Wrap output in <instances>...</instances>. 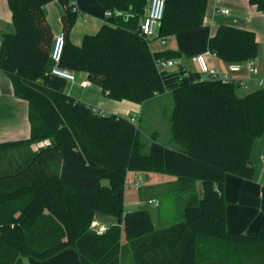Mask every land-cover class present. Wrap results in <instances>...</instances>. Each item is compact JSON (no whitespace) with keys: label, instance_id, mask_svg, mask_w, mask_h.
Returning a JSON list of instances; mask_svg holds the SVG:
<instances>
[{"label":"trees","instance_id":"16d2710c","mask_svg":"<svg viewBox=\"0 0 264 264\" xmlns=\"http://www.w3.org/2000/svg\"><path fill=\"white\" fill-rule=\"evenodd\" d=\"M49 1L7 0L12 29L0 33V69L14 94L27 100L30 122L27 138L0 142V264L45 259L66 247L77 251L80 264H122L126 248L133 264H239L247 252L250 264H264V229L227 230L223 196L227 173L253 176L249 156L264 134V83L240 93L233 80L203 78L197 69L185 75L183 67L158 68L157 57L181 53L156 50L140 33L148 0H97L104 22L75 44L69 33L80 11L75 0H57L65 32L59 67L85 72L114 100L141 104L171 93L175 146L152 132L145 152L130 116L95 112L65 92V78L48 72L54 65ZM248 1L264 12V0ZM207 2L166 0L158 36L166 41L200 27ZM207 46L226 65L258 54L253 30L227 24ZM128 171L173 176L168 191L181 199L180 219L157 228L147 209L125 211ZM97 217L102 230L91 228Z\"/></svg>","mask_w":264,"mask_h":264},{"label":"crops","instance_id":"0c3cea01","mask_svg":"<svg viewBox=\"0 0 264 264\" xmlns=\"http://www.w3.org/2000/svg\"><path fill=\"white\" fill-rule=\"evenodd\" d=\"M75 5L80 11V15L69 33V38L73 43L79 44L85 33H93L100 27L104 22V13L102 8L100 23L95 30H91L95 27L89 25L90 21L88 22V14L84 12L87 9L80 6L76 0ZM222 8H227L229 11L224 13L221 11ZM44 10L48 23L55 36L61 31L62 27L60 19L62 7L57 0H51L45 4ZM145 12L147 13V7ZM220 24L247 28L255 32L258 42V54L253 60L255 70L251 73L248 72L246 70V61L226 65L214 59L213 62H209L210 65L215 66L220 71L233 77H247L250 87L256 86L257 79H264V12L259 11L257 7L249 3L248 0H208L202 25L198 28L181 32L186 33L185 35L188 37L185 45L175 48L171 47V49L181 53L178 58L185 67H187L191 56L203 54L207 51L208 38L215 32ZM11 29L12 14L8 2L7 0H0V33ZM77 34H79V36ZM166 44L167 40L164 45ZM152 48L156 50L164 49L160 44L156 46L152 45ZM189 63L190 66L193 67L190 69L194 70L197 68L194 63L190 61ZM75 78L76 80L74 82L67 80L65 92L91 105L95 112L99 114H127V116L131 114L133 116L134 114L130 113V111L137 110L138 115L136 118L140 120V114L144 108V103L147 101L140 104L127 100H114L108 97L103 100L100 97L105 94L101 92L98 85L87 79L85 72H76ZM83 83L85 85H83ZM238 91L244 92L245 90L238 88ZM152 99H150V101ZM29 135L30 122L28 119V102L14 94L11 80L7 74L0 69V142L23 139L27 138ZM168 146L173 147L175 144ZM249 158L255 166L253 176L251 178H244L233 173H227L223 191L225 199L226 229L231 232L245 235H253L258 229H264V134L254 141ZM156 174L160 173L127 172V176L130 175L129 178L132 180L137 176L142 180L139 187H135L137 189V199L131 202L128 200V209L124 207L125 211L136 209L148 210L145 204L141 205V202H147V200L151 198L159 199L161 206L159 204V206L155 207L162 209V198L149 196V188L164 184V181H170L174 179V177L167 174H163V176H157ZM142 182H144L143 185ZM197 186L201 187V184L197 183ZM158 214H160L159 211ZM98 222L101 223V218ZM156 227L161 228L162 226ZM128 252L129 256L122 264H133L130 250ZM17 264H80V261L77 251L73 247H66L45 259L23 256Z\"/></svg>","mask_w":264,"mask_h":264},{"label":"rangeland","instance_id":"374dc122","mask_svg":"<svg viewBox=\"0 0 264 264\" xmlns=\"http://www.w3.org/2000/svg\"><path fill=\"white\" fill-rule=\"evenodd\" d=\"M80 6L86 8L84 12L88 14V22L90 21V26L95 27L92 28L91 30H95L97 25L100 23L101 15H102V7L100 3L97 0H76ZM75 8L77 6L75 5ZM111 14V13H110ZM64 32V31H63ZM65 33V32H64ZM186 33H176L172 35L170 38L166 39L167 44L163 45L161 44V41L159 39H152L149 40L151 46L152 45H158L160 44L163 48L167 47H178V46H184L185 42L187 41L188 37L185 35ZM79 36V34H77ZM54 39V37H53ZM53 43V42H52ZM51 49H52V44H51ZM50 49V51H51ZM177 49V48H176ZM196 65V64H195ZM197 66V65H196ZM177 67V66H175ZM187 67L193 68L190 66V63L188 61ZM171 68V67H170ZM198 69V68H196ZM75 75V73H74ZM76 80V78H75ZM243 93V92H240ZM107 96L103 95L102 98L103 100L106 99ZM152 103V104H151ZM123 104V103H121ZM172 106V96L171 93L165 92V91H160L151 101H147L144 103V108L140 114L141 118L140 120L136 118L138 115L137 110H131L130 113L134 114L135 120L131 121L135 124V126H138L140 128L141 135L140 137L142 138V141L145 143V148L144 151H148V146L151 141V133L156 132V137L159 142L164 143L165 145H173L175 142L171 139V132H170V122H169V113L171 110ZM121 113V112H119ZM124 113V112H123ZM101 114V113H100ZM106 114V113H105ZM110 114V113H107ZM127 115V114H126ZM128 116H132L131 114ZM45 141V140H44ZM44 141H40L39 144L44 143ZM113 163H117L118 160L111 158ZM155 174V173H154ZM157 176H163V174H156ZM166 176V175H164ZM129 176L126 177V184H125V192H124V207L125 209H128L127 204L129 201H133L134 199H137V189L135 188L136 186L133 184L136 179H138V176L134 178L133 180L129 178ZM141 177V176H139ZM130 180V181H129ZM168 181H164L165 184L158 185L153 188H149V196H156L160 197L163 200V206L161 208H156L152 204L147 203L146 201L141 202L142 204H145L148 208L149 213L152 216V219L155 223L156 226H166L169 225L170 223L179 220L180 219V201L181 199L178 196H175L174 193L169 189L173 188V185H170V183H167ZM144 182H142V185ZM140 189V188H138ZM165 194L160 195V193ZM168 191V192H167ZM219 192V190H218ZM220 193V192H219ZM129 200V201H128ZM159 200V199H158ZM160 203V201H159ZM140 205V204H139ZM161 206V204H160ZM158 211L160 214H158ZM100 217H97L92 221L91 225H95ZM159 221V222H158ZM96 226V225H95ZM129 256L128 249H124V252L122 254V262L124 260H127V257ZM250 252L248 253H243L240 256L239 264H250L251 258H249ZM254 262V261H252Z\"/></svg>","mask_w":264,"mask_h":264},{"label":"built area","instance_id":"2783aa9c","mask_svg":"<svg viewBox=\"0 0 264 264\" xmlns=\"http://www.w3.org/2000/svg\"><path fill=\"white\" fill-rule=\"evenodd\" d=\"M165 2L166 0H149L147 6V13L140 23V33L149 40L159 39L161 41V44H165L166 41L163 39V37L158 36L157 28L163 17ZM221 11L227 13L229 10L227 8H222ZM105 14L110 15V11L107 10ZM64 43H65V33L61 30L54 36L52 49L50 51V57L54 62V65L51 67V72L54 75L60 76L62 78H65L66 80L74 82L75 81L74 73L67 69H63L58 65L62 56ZM214 58H215V54L207 49V51L203 54H196L191 56L189 58V61L197 65L198 68L197 71H199L202 74L201 76L203 78L211 77V78L221 79L223 81L233 80L243 90L250 89L247 77L246 78L233 77L226 73L220 72L215 66H211L209 62L210 61L213 62ZM155 61H156V65L161 70L170 69V67L171 68L183 67L185 75L188 74V70H191L190 68L185 67V65L181 62L179 58L157 57ZM245 64H246V70L248 72L251 73L255 70L253 61H246ZM262 83H264V79H257L256 85L260 86L262 85ZM83 85L85 84L83 83ZM130 120L131 121L135 120V116L134 115L131 116ZM141 180L142 179L140 178L136 179L134 181V185L136 187H139V185L141 184ZM147 202L153 204L154 206H159V200L156 198L148 199ZM96 228L102 230L105 228V226L97 222Z\"/></svg>","mask_w":264,"mask_h":264},{"label":"water","instance_id":"95a60500","mask_svg":"<svg viewBox=\"0 0 264 264\" xmlns=\"http://www.w3.org/2000/svg\"><path fill=\"white\" fill-rule=\"evenodd\" d=\"M50 71H51V69L49 68V69H48V72H50ZM95 225H96V224H95ZM95 225L93 224V225L91 226V228H94V229H95V228H96Z\"/></svg>","mask_w":264,"mask_h":264}]
</instances>
